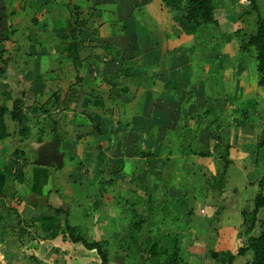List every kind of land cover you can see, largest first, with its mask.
<instances>
[{
    "label": "rangeland",
    "instance_id": "rangeland-1",
    "mask_svg": "<svg viewBox=\"0 0 264 264\" xmlns=\"http://www.w3.org/2000/svg\"><path fill=\"white\" fill-rule=\"evenodd\" d=\"M17 1L10 6L15 12L10 22L36 19L41 32L38 41L30 44H40L37 49L44 55L38 59L37 70L41 69L45 76L52 75V80L44 78L49 91L61 90L60 95L65 94L63 100L70 102L78 114L74 116L80 128L74 129L81 135L79 140L71 137L64 143V153L58 155L57 149L58 154H54L61 163L55 162L53 171L65 161L71 168L67 174L76 173L73 179L79 180L77 185L63 183L60 188L75 201L72 204L65 200L69 212L59 216L60 230L64 228L63 219H68L69 225L75 226L87 241L105 243L108 264H162L166 260L162 252L172 247L167 236L174 235L180 239V264H224V257L212 259L210 254L235 255L239 248L233 244L225 240L223 247L216 241L211 243V222L203 217L211 206L210 183L213 184L214 176L208 172L215 165L210 161L214 159L211 153L209 157L198 153H206L210 143L214 144L212 127L216 124L211 114L214 105L201 92L208 86L217 92L221 91L218 85L226 88L220 80L221 73V77L226 76V68L244 65L252 70L250 76L256 73L252 54H241L242 59L237 54L240 41L255 23L256 17L252 19L248 13L254 8L264 17V0H239L235 7L242 13L243 21L236 31H231L230 43L226 42L230 29L224 27L222 16L216 26H202L187 36L166 26L167 12L159 0ZM69 1L77 6L84 20L78 38L90 66L80 74L81 82H75L67 59L65 41L72 19L64 3ZM215 3L223 14L222 0ZM55 58L59 75L53 69ZM193 79L202 82L194 83ZM82 98L88 100L87 106L83 107ZM69 124L65 120L64 127ZM72 129L67 130L72 133ZM75 176L81 177L76 180ZM53 181L50 176L46 190L55 186ZM138 215L146 219L142 230L136 233L141 239L136 245H127L132 217ZM11 217L14 215L7 220L11 221ZM14 219L18 226L17 218ZM14 223L11 230L7 226V232L2 234L9 249L0 262L99 264L94 250L69 244L66 233L59 230L41 236L43 240L48 237L66 241L61 249L36 250L30 243L36 241L33 230L26 232L24 228L22 233L21 226L15 227ZM199 226H206L203 234L194 232ZM145 240L149 242L146 244ZM154 242L157 254L150 257L148 249ZM194 242L199 248L190 247ZM246 261V256L239 257L233 264Z\"/></svg>",
    "mask_w": 264,
    "mask_h": 264
},
{
    "label": "crops",
    "instance_id": "crops-1",
    "mask_svg": "<svg viewBox=\"0 0 264 264\" xmlns=\"http://www.w3.org/2000/svg\"><path fill=\"white\" fill-rule=\"evenodd\" d=\"M15 1L17 0H0L2 7L0 9V106L7 110V113L2 116L3 129L0 128V260L9 249V245L5 242L2 234L7 232L8 227L11 230L12 227L10 226L14 223V218H17L16 224L18 223L17 225L21 226L23 231L24 228H26V232L30 229L33 230L36 241H30V243H34L36 250H57L63 247L61 244L63 245L66 241H58L53 238L49 240L48 237L43 240L41 234L44 232L58 233V230L60 233H64V228L61 230L59 228L61 220L59 216H66L69 212V207L67 209L65 206L66 199L71 200L72 204H75V201L67 197L68 193L64 190L61 191L60 188L64 187L63 183L70 187L77 185L78 179L81 177L75 176L78 180L75 181L73 175L76 173L72 176L68 175L67 173L71 168L65 161L57 171H53V164L55 162L57 165L61 163L60 159L58 160L55 156L57 149H59V154H57L62 155L64 153L63 148H65L64 143L71 137L79 140V136H81L74 129L76 126L80 128V125H76V117L74 116L78 114L74 113V108L70 102L63 100L65 94L61 96V90L49 91L48 82L44 78L49 77L52 80V75L49 76V73L45 76L46 74L41 69L37 70L38 59L42 55L41 50L37 48L41 45L30 44L38 41L37 36L41 32V28L37 29L36 19L31 20V17L30 22L23 20L10 22L11 19L15 18V12L10 9L11 4ZM70 1L64 3L65 7L73 4ZM238 2L239 0H229V2L222 0L223 14L218 12V9V13H216L217 22L221 20L219 15L222 16L224 27L230 29V31L227 29L226 42L228 43L233 40H230L231 31H236L243 21L242 13L235 7ZM214 6L216 7L217 3L214 2ZM161 8L165 10L162 5ZM14 9L17 10L15 7ZM248 15L252 16V19L256 17L254 8ZM166 20V26L171 25V28H176L170 23L169 16ZM24 22H26L25 25H23ZM22 25L23 27H21ZM164 36V39L167 40L168 35L165 34ZM25 42V45L21 44ZM11 45H15V48L12 49ZM18 46L20 47L18 48ZM237 57L243 58L240 53L237 54ZM57 59L55 58V66L53 67L56 73L58 72ZM226 69L225 77H221L222 73L221 75L217 74L220 75V80L223 85L227 86L226 88L223 86L221 89V85H218L217 88L221 91L217 92L208 86L207 90L203 87L201 92L214 105L211 114H214L212 120L216 124L214 128L212 127L215 131L213 138L216 139L214 144L210 143V147L207 148V152L211 153L210 157L214 158L210 161L215 165L213 169L215 174L212 172L213 170L208 172L210 177L214 176L213 184L210 183L213 186L210 189L212 195L209 198L211 199V206L208 207V211H205L203 217L209 218V223L211 222L209 229L212 230V236L210 235L212 244L216 241V244L223 247L224 243L222 242L225 240L228 244H233L235 248H240L243 246L242 240H244V237L240 235L243 221L241 212L244 210L251 211L254 196L258 192L264 194V184L261 188H258L257 185L264 175V147L261 146L264 139L263 93L257 86V74L253 73L250 76L252 70L249 66L237 65V67ZM217 71L218 73L221 72L219 69H216ZM59 74L57 73V75ZM192 82L202 81L193 79ZM177 84V80H174L175 87ZM223 90L227 92L223 94ZM53 94L58 96L59 102L55 109L49 110L48 114L28 111V109L43 105L52 98ZM17 99L23 103L24 125L22 122H16L10 118L9 112L13 102ZM85 101L88 102L82 98L83 107L89 103L85 105ZM65 120L70 121V127H68L69 125L64 127ZM70 128H73V134L67 130ZM45 154L56 157L57 161H53L49 166L44 167L36 165L35 162ZM224 154L227 161L225 167L222 165V155ZM16 156L18 157L12 159ZM220 164L222 165L221 170H219ZM63 166L66 168L62 172ZM192 166L199 171L195 165ZM50 176L53 177L55 186L46 190ZM66 209L67 211H65ZM55 211L61 213L57 214ZM10 215H14V218L11 217V221L7 220ZM261 216L262 211L259 210L256 214L255 227L249 235H258L260 231L258 221ZM65 221L69 224L68 219H63V226ZM22 224L26 227H22ZM14 226L18 227L15 223ZM30 226L33 229L28 228ZM205 228L206 226H199L195 228L194 232L203 234ZM191 240L194 241L195 239L192 238ZM196 244L197 242L191 243L190 247L199 248ZM244 256L247 258L245 264H248L251 254L247 252ZM244 256L235 257L231 264L236 262L237 258ZM45 259L48 260L46 257ZM10 263L8 260H5V263L0 262V264Z\"/></svg>",
    "mask_w": 264,
    "mask_h": 264
},
{
    "label": "trees",
    "instance_id": "trees-1",
    "mask_svg": "<svg viewBox=\"0 0 264 264\" xmlns=\"http://www.w3.org/2000/svg\"><path fill=\"white\" fill-rule=\"evenodd\" d=\"M162 7L166 10L170 23L179 29L185 35L194 34L202 26H216L217 18L216 13L217 9L214 6L215 0H159ZM68 16L72 19V24L68 29V37L66 42V52L67 59L70 61V67L73 69L75 75V82H81L83 79L80 74L85 71L87 66H90L88 58L83 57L82 51L84 46L81 43V40L78 38L79 33H81L84 27V20L81 18V12L77 6L69 4L67 7ZM239 53L240 54H252L253 60L255 62V71L257 74V86L263 93V102L262 108L264 112V17L256 13V19L254 23V29L240 41L239 44ZM59 102L58 96L53 94L52 98L46 101L43 105L38 108L28 109L32 113H42L48 114L50 109H55L57 103ZM85 105L88 103L84 102ZM7 113V110L0 106V128L2 127V116ZM10 118L16 122H22L25 124V117L23 114V103L21 100H16L13 102L12 109L9 112ZM48 116V115H47ZM261 146L264 147V139L261 143ZM226 152V151H225ZM196 154V153H195ZM202 157H209V152H200L198 153ZM223 162L222 165L225 167L227 161L225 160V154L222 155ZM264 184V175L258 181V188H261ZM253 209L251 211H242V225L241 233L244 237V244L240 247L236 254L233 255L228 252L223 253H211L210 257L215 259L217 257H224L225 264H231L233 259L236 256H243L247 252L251 254V259L248 264H264V194L258 192L252 199ZM261 210L262 216L258 221L259 233L257 236H251L249 233L255 227L256 223V214ZM57 214H60V211H55ZM133 221L130 223L128 228V237L127 245H136L137 241L141 237H137L136 233L140 232L146 223V219L138 215V217H132ZM1 220V219H0ZM64 232L68 236L69 244H77L80 247H83L86 250H94L96 256L99 260V264H108L107 250L105 249V243H100L98 241H87L82 235L77 233V228L71 226L65 221ZM23 233V230H22ZM167 240H170L172 244L170 251H163L166 257V260L162 264H180L183 262L181 260L178 250L180 249V239L174 236H167ZM146 244L149 242L144 241ZM157 242L152 243L150 249H148L149 256H156ZM149 257V258H150Z\"/></svg>",
    "mask_w": 264,
    "mask_h": 264
},
{
    "label": "water",
    "instance_id": "water-1",
    "mask_svg": "<svg viewBox=\"0 0 264 264\" xmlns=\"http://www.w3.org/2000/svg\"><path fill=\"white\" fill-rule=\"evenodd\" d=\"M57 161L56 157H51L50 155H44L38 159L35 164L39 166H49L51 162Z\"/></svg>",
    "mask_w": 264,
    "mask_h": 264
}]
</instances>
